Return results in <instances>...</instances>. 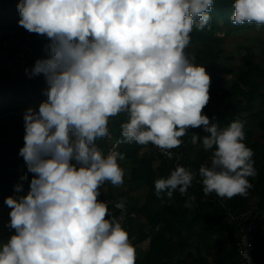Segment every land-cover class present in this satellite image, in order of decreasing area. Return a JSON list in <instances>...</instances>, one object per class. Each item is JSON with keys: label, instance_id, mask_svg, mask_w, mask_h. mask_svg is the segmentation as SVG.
I'll list each match as a JSON object with an SVG mask.
<instances>
[{"label": "clouds", "instance_id": "clouds-1", "mask_svg": "<svg viewBox=\"0 0 264 264\" xmlns=\"http://www.w3.org/2000/svg\"><path fill=\"white\" fill-rule=\"evenodd\" d=\"M214 0H19V26L48 38L46 59L25 69L43 74L47 100L23 113L27 172L5 198V225L14 230L0 243V264H136L137 252L122 226L125 202L110 213L99 199L105 182L124 183L119 143L152 145L171 156L189 128L213 150L201 165L203 192L221 198L246 197L255 177L254 153L244 143V123L210 124L203 113L211 77L185 52L190 33L211 19ZM231 23L264 26V0H235ZM121 113L122 141L105 155L97 139L109 136V120ZM32 174L28 191L24 182ZM196 173L177 166L157 179L155 194L188 196Z\"/></svg>", "mask_w": 264, "mask_h": 264}, {"label": "trees", "instance_id": "trees-1", "mask_svg": "<svg viewBox=\"0 0 264 264\" xmlns=\"http://www.w3.org/2000/svg\"><path fill=\"white\" fill-rule=\"evenodd\" d=\"M234 2L214 0L208 26L203 30L193 28L185 52L193 63L204 66L211 77L210 100L203 109L210 124L226 127L238 119L245 125L244 143L254 153L257 172L249 178L252 188L246 197L228 199L215 193L206 196L202 183L193 182L188 195L195 200L188 208L185 207L188 196L178 190L170 198L166 192L162 198L155 194L154 182L167 178L175 170L174 160L155 157L146 152L145 145L135 142L118 146L116 150L125 156L118 163L130 166L129 191L120 196L126 195V208L137 215L136 219L128 220L125 229L135 247L140 243L143 246L137 253L136 264H243L235 242L241 227L249 226L252 220L256 224L252 234L261 248L259 259L264 264V26L232 24ZM18 3L19 0H0V208H8L5 198L16 194L14 186L27 172L25 161L19 155L25 135L22 115L29 107L38 110L40 103L47 100L44 93L48 85L43 74L29 78L25 69L31 70L37 59L48 58L45 45L50 41L19 26ZM251 35L255 36L259 53L253 47L239 46L238 59L235 55L224 56L228 39ZM127 120L126 113L110 118L109 136L96 140L105 155L113 140L122 137L121 124ZM194 133L199 137L208 135L203 126L189 128L177 148L184 145L182 163L191 166L200 179L198 170L201 165L210 166L214 149L205 150L201 142L193 144ZM31 178L32 174L28 173L25 193ZM103 185L107 186L106 192L99 199L119 202L113 193L117 186L110 182ZM132 193H142L143 202L139 201V195ZM131 200L135 201L134 205L130 204ZM108 207L115 215L109 204ZM225 212L245 214L246 219L229 223ZM12 234L14 230L7 232L5 240L0 236V243Z\"/></svg>", "mask_w": 264, "mask_h": 264}, {"label": "built area", "instance_id": "built-area-1", "mask_svg": "<svg viewBox=\"0 0 264 264\" xmlns=\"http://www.w3.org/2000/svg\"><path fill=\"white\" fill-rule=\"evenodd\" d=\"M22 118H23V115H22ZM122 140H123V137H119L117 139H114L112 142V147L110 148V150L113 149V147H114V145H116L117 141H122ZM124 143H126V142L119 143L118 146H120ZM183 147H184V145L180 148L171 149L170 150L171 156H168V155H165L161 151V149L152 145L151 143H149L148 145H145L146 152H148L149 154H153L155 157L162 158L166 161L174 160L175 161L174 168H176L179 165V166H183L186 169H189L195 173V171L193 170V168L191 166L185 165L184 163H182V158H183V150L182 149H183ZM193 182H201V178L199 179L196 176L195 179L193 180ZM107 203L112 207V209L116 213L115 216L119 217L122 215L121 211L114 207V205L117 203V201L112 200V202L107 201ZM225 215L228 217L229 223L239 222V221L246 219L245 214L233 215L229 212H225ZM123 217L124 218L122 220V226L124 228H128V220L129 219H136L137 215L134 212H130L126 208V212L123 213ZM255 229H256V224H255V221L252 220V221H250L249 226L241 227L239 235L237 236V240L235 242V248H236V252H237V254H238V256H239V258L243 264H261V261L259 259V254L261 252V248L259 247L258 244H256L255 238L252 234V232Z\"/></svg>", "mask_w": 264, "mask_h": 264}, {"label": "rangeland", "instance_id": "rangeland-1", "mask_svg": "<svg viewBox=\"0 0 264 264\" xmlns=\"http://www.w3.org/2000/svg\"><path fill=\"white\" fill-rule=\"evenodd\" d=\"M254 38L255 36L251 35V36H240V37H237L235 40H231V39H228L226 42H227V46H229L227 48V51L225 53L224 56H231V55H235V58L238 59V55H236L237 53V47L239 46H244V47H253L256 49L257 53H259V50L260 48H258L256 45H255V41H254ZM240 52V50H239ZM238 61V60H237ZM236 61V62H237ZM124 171H125V176H124V183L120 186H117L115 187V189L113 190V193L114 195L118 198V200H123L126 204V195L124 198H121L120 194H128V191H129V184L127 182V180H129L130 178V166L127 164V166H121ZM106 188L107 186L106 185H103L101 187V193L102 192H106ZM144 193V192H143ZM131 195V194H130ZM132 195H139V201L143 202L144 200V196H141V194H135V193H132ZM129 196V195H128ZM135 200L136 197H133ZM110 202H112V200H110ZM135 201L131 200V203L130 204H133L134 205ZM253 204V202L251 203V205ZM9 212H10V209L9 208H3L1 207L0 208V236H3L4 240L7 238L6 237V234L7 232L9 231H13V230H9L5 225L7 224V222L9 221L10 217H9ZM142 244H138L135 248H136V252L138 253L139 251H141V248H142Z\"/></svg>", "mask_w": 264, "mask_h": 264}]
</instances>
